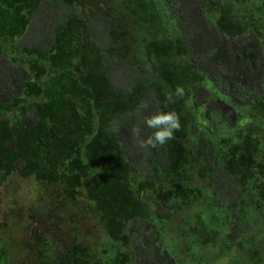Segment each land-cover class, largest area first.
I'll use <instances>...</instances> for the list:
<instances>
[{
	"label": "trees",
	"instance_id": "obj_1",
	"mask_svg": "<svg viewBox=\"0 0 264 264\" xmlns=\"http://www.w3.org/2000/svg\"><path fill=\"white\" fill-rule=\"evenodd\" d=\"M163 1L179 32L184 62L206 77L207 83L191 89L194 105L208 106L223 117L230 111L234 125L236 108L264 102V34L225 32L208 15L217 0ZM86 3L0 0V161L9 155L13 170L20 172L24 159L19 154L27 140L33 149L47 150L56 162L51 170L38 172L37 181L63 206L79 187H84L86 198L102 201L123 179L151 186V158L159 155L163 166L168 163L165 146L144 148L139 143L153 131L144 117L160 110L152 87L139 86L150 75L119 53L114 10L109 6L93 14ZM128 76L136 81H126ZM134 127L140 128L139 137L133 135ZM199 136L216 201L203 200V206L211 203L210 210H222L227 240L250 248L257 241L250 236L249 210L236 198L240 185L219 164L215 141L204 131ZM5 171L0 164V181ZM187 189V182L176 188L180 195ZM162 199L150 194L135 201L148 210L153 203L161 207ZM155 213L167 222L174 218L161 208ZM156 228L140 213H132L125 236L130 248L124 252L123 245L122 260L174 264L162 250Z\"/></svg>",
	"mask_w": 264,
	"mask_h": 264
},
{
	"label": "rangeland",
	"instance_id": "obj_2",
	"mask_svg": "<svg viewBox=\"0 0 264 264\" xmlns=\"http://www.w3.org/2000/svg\"><path fill=\"white\" fill-rule=\"evenodd\" d=\"M87 1L93 14L109 6L114 10L119 53L150 75L139 86L152 87L159 111L179 114L181 129L163 145L167 166L159 155L151 158L147 174L151 186L123 179L102 201L86 198L84 187H79L65 206L37 181V173L51 170L56 160L47 150L33 149L27 140L23 153H18L24 159L22 171L13 170L9 155L0 161L6 170L0 181V264H127L122 254L130 248L125 236L132 213L157 226L162 250L174 264H264V102L236 108L234 125L230 111L223 117L208 106L194 105L191 89L207 83L206 77L184 62L179 32L163 0ZM208 15L227 33L264 34V0H217ZM126 81L136 80L128 76ZM178 85L185 95H173L169 102L168 94ZM201 131L215 141L219 164L240 185L236 198L249 210L250 236L257 241L250 248L227 240L222 210H210L216 201ZM46 144L45 149H50ZM185 182L191 189L180 195L176 188ZM150 194L163 198L161 207L153 203L151 209H141L135 200H146ZM116 197L124 202L113 203ZM203 200L211 203L203 206ZM156 208L174 218L159 219Z\"/></svg>",
	"mask_w": 264,
	"mask_h": 264
},
{
	"label": "clouds",
	"instance_id": "obj_3",
	"mask_svg": "<svg viewBox=\"0 0 264 264\" xmlns=\"http://www.w3.org/2000/svg\"><path fill=\"white\" fill-rule=\"evenodd\" d=\"M183 97L185 90L182 86H177L174 93L168 94L167 99L172 102V96ZM146 107V105H145ZM143 123L149 129H153L150 135L140 139L139 143L144 148H154L156 146H163L169 140L174 138V133L181 129L180 117L175 110L156 111L151 115L144 117ZM140 128L134 127L132 129L133 135L140 136Z\"/></svg>",
	"mask_w": 264,
	"mask_h": 264
}]
</instances>
